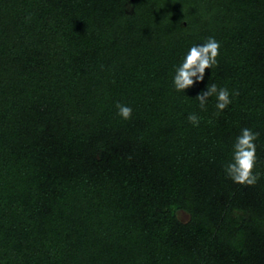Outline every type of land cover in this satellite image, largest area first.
Listing matches in <instances>:
<instances>
[{"label": "trees", "instance_id": "trees-1", "mask_svg": "<svg viewBox=\"0 0 264 264\" xmlns=\"http://www.w3.org/2000/svg\"><path fill=\"white\" fill-rule=\"evenodd\" d=\"M207 82L239 94L201 110ZM244 127L253 185L225 172ZM0 264H264V0H0Z\"/></svg>", "mask_w": 264, "mask_h": 264}, {"label": "clouds", "instance_id": "clouds-1", "mask_svg": "<svg viewBox=\"0 0 264 264\" xmlns=\"http://www.w3.org/2000/svg\"><path fill=\"white\" fill-rule=\"evenodd\" d=\"M220 54V42L210 36L202 43L192 44L183 54L178 64L173 65L172 86L175 91L185 94L186 90L195 84L205 80V70L211 69L218 63ZM238 90H229L220 87L216 83L205 84L195 96L199 102V108L206 110L210 97H215V109L217 114L225 110L232 103L233 97L238 95ZM186 95V94H185ZM188 96V95H187ZM117 115L123 120H130L133 108L126 103L117 101ZM201 117L196 112L187 115V120L193 126H198ZM258 133L251 128L240 129L239 134L232 143L231 159L225 165L228 178L234 183L253 185L257 181V174L253 169L256 165V139Z\"/></svg>", "mask_w": 264, "mask_h": 264}, {"label": "rangeland", "instance_id": "rangeland-1", "mask_svg": "<svg viewBox=\"0 0 264 264\" xmlns=\"http://www.w3.org/2000/svg\"><path fill=\"white\" fill-rule=\"evenodd\" d=\"M178 217L183 221H186L188 219V215L184 212H179Z\"/></svg>", "mask_w": 264, "mask_h": 264}]
</instances>
